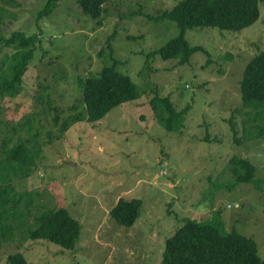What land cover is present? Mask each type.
I'll list each match as a JSON object with an SVG mask.
<instances>
[{"label": "rangeland", "instance_id": "rangeland-1", "mask_svg": "<svg viewBox=\"0 0 264 264\" xmlns=\"http://www.w3.org/2000/svg\"><path fill=\"white\" fill-rule=\"evenodd\" d=\"M45 1L0 0L1 35L13 30L40 35L23 92L0 98V141L7 128L46 110L47 97L57 116L67 115L81 96L80 81L109 63L108 42L116 69L130 76L141 95L98 121L70 125L61 139L41 148L34 172L14 183L29 192L33 216L62 207L79 221L75 248L64 250L16 231L0 245V264H9L8 255L16 251L28 264H159L164 240L186 218L253 238L264 258V135L245 133L263 122L242 107L238 84L245 64L264 50V0H258V19L239 31L186 29L187 42L207 54L195 51L185 64L146 58L178 29L145 15L155 16L178 0H105L98 19L82 13L77 0H59L38 20ZM155 92L169 97L176 110L188 106L182 127L167 131L155 119L149 105ZM37 96L43 97L40 105ZM53 114H37L41 141L54 129ZM232 156L254 165L249 181L233 184ZM120 197L142 201L129 227L109 215Z\"/></svg>", "mask_w": 264, "mask_h": 264}, {"label": "trees", "instance_id": "trees-1", "mask_svg": "<svg viewBox=\"0 0 264 264\" xmlns=\"http://www.w3.org/2000/svg\"><path fill=\"white\" fill-rule=\"evenodd\" d=\"M59 0H46L37 12V19L50 14L58 6ZM105 0H77L82 13L93 19L100 18ZM0 8V16L2 14ZM157 21L173 22L178 32L164 45L146 54V58L156 55L163 60L176 59L179 64L188 62L195 51L207 54L202 46L190 45L184 37L186 29L202 26L239 31L259 17L258 0H178L172 7L163 9L155 16L145 15ZM40 43L37 32L26 33L13 30L8 35L0 34V98H14L23 92V78L34 53ZM109 63L99 72L90 74L80 81L81 96L77 102L68 106V114L56 115V108L47 97L46 110L32 112L23 122L12 125L10 134L7 125L6 136L0 141V245L13 238L16 231L30 240L43 239L64 250L72 251L80 236L81 225L67 209L58 208L46 216L31 214L32 199L27 190L15 187L19 179H26L37 167V157L41 148L53 140L62 138L68 127L79 121L100 120L112 108L125 102L138 99L141 92L130 76L117 69L118 60L112 55L108 42ZM5 51H8L7 54ZM242 107L253 110L252 119L263 123L245 128L248 135H264V50L253 55L245 64L238 82ZM41 95V93H39ZM37 105L43 97H36ZM155 119L167 131L177 130L183 125L188 106L176 110L170 98L160 97L156 92L149 99ZM54 113L51 117L54 129L45 131L41 141V122L37 114ZM39 116V115H38ZM44 120H47L45 118ZM230 129H235L229 120ZM37 122V128L34 124ZM0 132H2L0 127ZM24 133V136L21 135ZM13 137H15L14 141ZM204 139H208L205 137ZM41 141V142H40ZM11 142V143H10ZM10 143V145H9ZM229 170L235 182H246L254 176L255 167L247 159L232 156ZM142 201L138 198L120 197L109 211L111 218L119 225L129 227L140 214ZM9 264H28L19 251L8 255ZM159 264H264L258 255L256 242L249 236L235 230L221 231L209 223L184 219L174 233L164 240Z\"/></svg>", "mask_w": 264, "mask_h": 264}]
</instances>
